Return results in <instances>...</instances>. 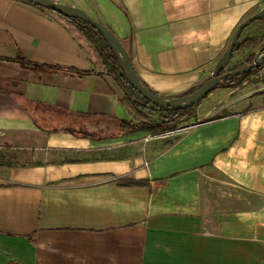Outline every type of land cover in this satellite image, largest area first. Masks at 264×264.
I'll return each mask as SVG.
<instances>
[{
	"label": "crops",
	"instance_id": "1",
	"mask_svg": "<svg viewBox=\"0 0 264 264\" xmlns=\"http://www.w3.org/2000/svg\"><path fill=\"white\" fill-rule=\"evenodd\" d=\"M54 1L109 29L138 78L164 97L203 84L238 24L264 7ZM253 23L244 39L264 35V20ZM17 57L93 70L56 15L0 0V152L11 154H0V264H264L263 83L213 89L170 136L145 141L152 134H117L131 116L110 78L27 69ZM43 112L53 125L95 123L100 140L43 128Z\"/></svg>",
	"mask_w": 264,
	"mask_h": 264
},
{
	"label": "trees",
	"instance_id": "2",
	"mask_svg": "<svg viewBox=\"0 0 264 264\" xmlns=\"http://www.w3.org/2000/svg\"><path fill=\"white\" fill-rule=\"evenodd\" d=\"M23 1L35 6L28 0ZM38 8L46 10L41 7ZM51 13H53L60 19V21L69 29L71 34L75 37L79 45L86 49V55L93 62V70L84 72L78 71L76 69L51 68L35 64L23 57H17L14 62L18 63L23 68L34 69L37 71H43L46 69L56 70L77 76H84L90 74L91 72H96L110 78L113 81L114 86L116 87V93L119 96V101L124 105V107L129 112V115L131 116L129 121L120 120L116 122L115 126L117 131L119 132L117 134L130 135L137 132H141L149 134L151 133L155 135L164 131L176 129L175 127H177V125H181L194 117L195 108L198 104L191 108L177 111L162 110L150 104L146 99L141 97L135 90H133V88L128 84L124 73L122 72L117 63L115 56L112 54L100 34L95 29L78 19L65 18L59 15L58 13ZM263 20L264 19H262V21ZM258 46H260L259 50L262 49L264 51V35L257 38L243 39L242 41H240L238 49L233 51V55L242 51H249ZM233 55L231 56V60L233 59ZM254 56V54H250L249 57L243 63L234 65L228 70L222 71L221 74H224L225 72L236 71L243 68L244 66L249 65L253 61ZM263 66L264 58H261L255 68L251 69L250 71L244 73L241 76L228 77L222 79L221 83L217 88H240L243 83H245L247 80L250 81L253 76L255 77L254 83L264 84V73L260 77L257 76ZM141 83L149 91L156 94L151 89H149L142 81ZM201 85L196 88L190 89L189 91L182 94L180 97L192 93ZM60 112L63 113L62 111ZM65 132L70 133L75 137L88 138L97 141L100 140V138L96 136V133H98V131H91L84 128L83 126L78 128H67L65 129ZM123 182L127 183L125 180Z\"/></svg>",
	"mask_w": 264,
	"mask_h": 264
},
{
	"label": "water",
	"instance_id": "3",
	"mask_svg": "<svg viewBox=\"0 0 264 264\" xmlns=\"http://www.w3.org/2000/svg\"><path fill=\"white\" fill-rule=\"evenodd\" d=\"M28 1L34 4L35 6L41 7L54 13H58L59 15L65 18L78 19L90 25L100 34L112 54L115 56L120 69L124 73L128 84L133 88V90H135L141 97L146 99L153 106L166 111L185 110L199 104L211 92V90L219 86L222 79L228 77L241 76L244 73L250 71L251 69L255 68V66H257L261 56L264 54V51L260 49L255 54L253 61L249 65L244 66L243 68L236 71L225 72L224 74H221L222 71H226V67L231 61L233 51L238 49L240 45L239 39L243 30L247 28L251 23L264 19L263 7L256 14L246 18L238 24L227 49L214 65L209 78L199 88H197L192 93L182 97H164L152 93L141 83L133 68L132 60L129 53L122 46L119 40L100 22L93 20L90 16H88L84 11L79 8L65 5L54 0Z\"/></svg>",
	"mask_w": 264,
	"mask_h": 264
},
{
	"label": "rangeland",
	"instance_id": "4",
	"mask_svg": "<svg viewBox=\"0 0 264 264\" xmlns=\"http://www.w3.org/2000/svg\"><path fill=\"white\" fill-rule=\"evenodd\" d=\"M65 5H68V4H65ZM69 6H71V5H69ZM74 7V6H73ZM80 9V8H79ZM82 10V9H81ZM83 11V10H82ZM256 22H260V21H255L253 24H256ZM252 24V23H251ZM246 29V28H245ZM264 32V31H263ZM245 36V34L242 36L241 35V41L244 39L243 37ZM263 36V35H262ZM259 37H261V36H259ZM259 48H260V46H258V47H255V48H253V49H251V50H249V51H247V52H244V51H242V52H239V53H235L234 55H233V59L229 62V64L227 65V67H226V70H228L229 68H231V67H233L236 63L238 64V63H243L248 57H249V53H251V54H256L257 52H258V50H259ZM84 50H85V52H86V49L84 48ZM263 56V55H262ZM262 58H264V56L262 57ZM261 59V58H260ZM263 69H264V66H263ZM261 71H259V73H258V77H260L264 72H262V73H260ZM255 77L253 76L251 79H250V81L249 80H247L245 83L247 84V83H254V81H255V79H254ZM196 109V108H195ZM46 114H48V112H43V114H38L39 116H40V121H38V119H37V122H38V124L39 125H41L43 128H54V127H60V130H63V131H65V129H67V128H78V127H81V126H83L84 128H86V129H88V130H91V131H96V124L95 123H93V124H84V122L83 121H77L76 119L75 120H73L74 122H71L70 121V123L71 124H67V123H64V122H59L58 124H52L47 118H46ZM55 116V115H54ZM49 117V116H48ZM56 117V116H55ZM39 118V117H38ZM60 118H61V120H63L62 119V117L60 116ZM103 125H106V124H103ZM101 126V125H100ZM177 126H179V125H177ZM107 127H111L112 128V126H107ZM176 128V127H175ZM110 129V128H109ZM173 131L175 130V129H172ZM44 131H46V130H44ZM48 131V130H47ZM170 131V130H169ZM149 134V133H148ZM151 134V133H150ZM100 135V133L98 132V133H96V136H99ZM154 135V134H153ZM17 153V152H16ZM20 153V152H19ZM21 153H24V154H28V155H30V154H33V153H35V152H21ZM38 153V152H37ZM0 154H3V155H6V157H8V156H10L9 155V153L8 152H0ZM12 154H14V152H12ZM1 158V157H0ZM3 158V157H2ZM28 158H29V156H28ZM23 160V159H22ZM215 179V180H214ZM213 182H214V185H216V187H219L220 186V184L218 183V182H216L217 180H219V181H222L223 179H222V177L220 176H218V175H216V174H213ZM225 189H222V191L224 192V194H223V196L224 197H226L227 196V186L226 185H222ZM218 190V189H217ZM213 194H215V192H217L216 191V189L215 188H213ZM233 193V192H232ZM217 194V193H216Z\"/></svg>",
	"mask_w": 264,
	"mask_h": 264
},
{
	"label": "built area",
	"instance_id": "5",
	"mask_svg": "<svg viewBox=\"0 0 264 264\" xmlns=\"http://www.w3.org/2000/svg\"><path fill=\"white\" fill-rule=\"evenodd\" d=\"M263 56H264V54H263ZM263 56H261V57H263ZM172 133H173V130H170V131H164V132H161V133H159V134L148 135L144 140H145V141H148V140H150V139H152V138H155V137H157V136H159V137H168V136H170Z\"/></svg>",
	"mask_w": 264,
	"mask_h": 264
}]
</instances>
